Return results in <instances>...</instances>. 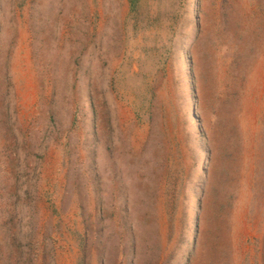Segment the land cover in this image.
Returning a JSON list of instances; mask_svg holds the SVG:
<instances>
[{
	"label": "rangeland",
	"instance_id": "1",
	"mask_svg": "<svg viewBox=\"0 0 264 264\" xmlns=\"http://www.w3.org/2000/svg\"><path fill=\"white\" fill-rule=\"evenodd\" d=\"M45 1L0 0V264H264V0H64L50 66Z\"/></svg>",
	"mask_w": 264,
	"mask_h": 264
},
{
	"label": "bare ground",
	"instance_id": "2",
	"mask_svg": "<svg viewBox=\"0 0 264 264\" xmlns=\"http://www.w3.org/2000/svg\"><path fill=\"white\" fill-rule=\"evenodd\" d=\"M37 1V0H36ZM39 1V0H38ZM54 1V0H53ZM58 1V0H57ZM82 1L83 0H81V3H82ZM116 1V0H115ZM77 2V1H76ZM80 2V1H79ZM110 2H111V0H110ZM37 3V2H36ZM40 3H41V1H40ZM80 3V4H81ZM39 4V3H38ZM66 2L64 1V0H59V2H57V4L55 5V7H52V6H54V4L53 5H51L50 3H48L47 1H45V3L43 4V9H46V11H44L43 9H41V13H43L44 14V16L46 17L45 19H43V21H40V19L42 20V17L40 18L38 15H36V18L37 19H39L38 20V22L36 23V59H35V62L37 63V64H46V66H47V64H48V62H52V60H56V58H59L60 56H62V51L61 52H59L60 51V48H62L63 46H66V48H67V46H68V42H69V40H70V38L72 37V32L74 33V34H77L78 32H77V30H69L68 31V34H67V36L65 37V35H64V33L65 32H62L60 29H59V27H57V21H59L60 22V20L62 19H60L59 17H58V12H61V10H63V9H65L66 8ZM75 4V3H74ZM82 5V4H81ZM103 5V4H102ZM40 6H41V4H40ZM86 6V5H85ZM115 6V5H114ZM103 8V7H102ZM114 8V7H113ZM112 8V9H113ZM73 9V8H72ZM78 10V9H77ZM82 10H83V8H82ZM85 10V9H84ZM83 10V12H84V14H85V11ZM39 11V10H38ZM68 12V11H67ZM67 12H65V13H67ZM39 13V12H38ZM73 13H75V12H73ZM77 13V12H76ZM67 14H69V12L67 13ZM78 14V13H77ZM83 15V14H82ZM41 16V15H40ZM65 16H66V14H65ZM81 16V15H80ZM87 16V15H86ZM72 17V16H71ZM82 17V16H81ZM84 17V16H83ZM88 17V16H87ZM66 18V17H65ZM49 19V20H48ZM77 19V18H76ZM70 22H72V21H70ZM80 22H82V21H80ZM66 23V22H65ZM83 23H84V21H83ZM101 23V22H100ZM32 24H34V23H32ZM74 24V23H73ZM86 24V23H85ZM10 25H12V24H10ZM31 25V24H30ZM58 25H59V23H58ZM100 25V24H99ZM82 26H83V24H82ZM81 26V27H82ZM64 27V26H63ZM62 27V28H63ZM79 27V26H78ZM11 28V27H10ZM61 28V27H60ZM66 29V28H65ZM81 29V28H80ZM15 30V29H14ZM63 30V29H62ZM10 31V30H9ZM14 32V31H13ZM14 33H16V32H14ZM81 33V32H80ZM113 33V32H112ZM13 35V34H12ZM15 35V34H14ZM10 36H11V33H10ZM76 36V35H75ZM79 36V35H78ZM78 36H76V37H78ZM74 37V36H73ZM80 37H81V35H80ZM113 39H114V37H113ZM7 40H9V39H7ZM85 40V39H84ZM72 41V40H71ZM114 41V40H113ZM115 43V42H114ZM113 43V44H114ZM9 44H11V41L9 42ZM112 44V43H111ZM261 46V45H260ZM10 47V46H9ZM261 48H263V46L261 47ZM58 50V52H57V50ZM55 50H56V52H55ZM98 50H99V48H98ZM97 50V51H98ZM255 50H257V48L255 49ZM100 51V50H99ZM99 51H98V53L97 54H99ZM117 51V50H116ZM110 52V51H109ZM111 52H114V51H111ZM101 53V52H100ZM114 53H117V52H114ZM63 54H64V51H63ZM74 54V53H73ZM73 54H71V56H73ZM257 55V54H256ZM64 56V55H63ZM255 57V56H254ZM262 58V57H261ZM261 58H259V59H261ZM60 59H61V57H60ZM59 59V60H60ZM34 61V60H33ZM69 62H70V59H69ZM109 62V61H108ZM100 63V62H99ZM258 63V62H257ZM256 63V64H257ZM25 64V63H24ZM68 64V63H67ZM260 64V63H259ZM49 65V64H48ZM50 65H52V64H50ZM49 65V66H50ZM53 65H54V62H53ZM61 65V64H60ZM97 65V64H96ZM28 66V65H27ZM55 66V65H54ZM87 66V65H86ZM43 67V66H42ZM45 67V66H44ZM69 67V66H68ZM73 67V66H72ZM30 68V67H29ZM40 68V67H39ZM47 68V67H46ZM51 68V67H50ZM70 68V67H69ZM113 68V67H112ZM68 69V68H67ZM70 69H72V68H70ZM69 69V70H70ZM257 69V68H256ZM43 70V69H42ZM55 70V69H54ZM258 70V69H257ZM31 71V70H30ZM49 71H50V69H49ZM56 71V70H55ZM74 71V70H73ZM38 72H39V70H38ZM42 72V71H41ZM44 72H45V70H44ZM44 72H43V74H44ZM31 74H32V72H30ZM37 73V72H36ZM54 73V72H53ZM57 73V72H56ZM64 73H65V70H64ZM69 73V72H68ZM68 73H66V74H68ZM83 73V72H82ZM38 74H40V73H38ZM59 74V73H58ZM58 74H56V76L58 75ZM32 76H33V74H32ZM98 76V75H97ZM29 77V76H28ZM52 78V77H51ZM97 79V78H96ZM95 79V80H96ZM51 80V79H50ZM255 80V79H254ZM98 81V80H97ZM96 81V82H97ZM251 81V80H250ZM1 105V104H0ZM112 105V104H111ZM192 110V109H191ZM114 117H115V115L113 116V119H114ZM116 118H118V117H116ZM106 119V118H105ZM115 120V119H114ZM116 121V120H115ZM113 121L111 120V123H112ZM105 124V123H104ZM118 125V124H117ZM106 126V125H105ZM114 128H115V126H113ZM103 128V127H102ZM101 128V129H102ZM107 130V129H106ZM113 131L115 132V129H113ZM113 132V133H114ZM100 134H101V132H100ZM114 134H117V133H114ZM112 136V135H111ZM115 136V135H114ZM113 137V136H112ZM128 137H129V135H128ZM127 137V138H128ZM109 138V137H108ZM115 138V137H114ZM109 140V139H108ZM127 140V139H126ZM102 141V140H101ZM114 141H115V139H114ZM108 144V143H107ZM126 145V143L124 144V146ZM108 148V147H107ZM123 148V147H122ZM129 148V147H128ZM123 150H124V148H123ZM131 151V150H130ZM109 155V154H108ZM128 155H130L129 153H128ZM116 157V156H115ZM116 160H118V159H116ZM113 163H114V161H113ZM116 164H117V161H116ZM107 167V166H106ZM108 169V168H107ZM106 170V169H105ZM111 170V169H110ZM119 170V169H118ZM110 174V173H109ZM111 174H114V173H111ZM103 175V174H102ZM115 175V174H114ZM104 176V175H103ZM116 176V175H115ZM118 177V176H117ZM114 178V177H113ZM112 178V179H113ZM87 179V178H86ZM105 179V178H104ZM115 180V179H114ZM84 181V180H83ZM82 181V182H83ZM95 181V180H94ZM89 182V181H88ZM102 182V181H101ZM99 183V182H98ZM106 183V182H105ZM101 184V183H100ZM99 184V185H100ZM113 185H114V183H113ZM102 186V185H101ZM107 186V185H106ZM103 187V186H102ZM97 188V187H96ZM95 188V189H96ZM105 188V187H104ZM97 190V189H96ZM102 190V189H101ZM107 191V190H106ZM93 200H94V198H93ZM92 200V201H93ZM89 201V200H88ZM98 202V201H97ZM90 205V204H89ZM94 205V204H93ZM92 205V206H93ZM96 206V205H95ZM87 207H89V206H87ZM97 209V208H96ZM86 211V210H85ZM94 211V210H93ZM92 211V212H93ZM90 212V211H89ZM95 214V213H94ZM100 215V214H99ZM95 218V217H94ZM99 219V218H98ZM99 221V220H98ZM101 225V224H100ZM94 231H96V230H94ZM99 231H100V227H99ZM100 233H101V231H100ZM190 239H192V236H193V231H191V234H190ZM95 240V239H94ZM99 254H102V253H99Z\"/></svg>",
	"mask_w": 264,
	"mask_h": 264
},
{
	"label": "trees",
	"instance_id": "3",
	"mask_svg": "<svg viewBox=\"0 0 264 264\" xmlns=\"http://www.w3.org/2000/svg\"><path fill=\"white\" fill-rule=\"evenodd\" d=\"M182 189H183V186H182ZM165 194H166V192H165ZM172 197H173V195L170 194L168 198L164 199L162 201L161 208L156 209L153 216L150 215L149 212H141L142 215H140L138 217V220H140V221H155L156 217H157V222L159 223L158 230H161L160 234H162L163 231L166 232V229L168 230V227L172 226L174 224V221H191V218H192L191 212H190V214L187 213L186 215L179 217L180 200L178 201V203H174V201H172ZM189 211H190V209H189ZM188 215H190V216L188 217ZM194 242H196V238L194 239Z\"/></svg>",
	"mask_w": 264,
	"mask_h": 264
}]
</instances>
